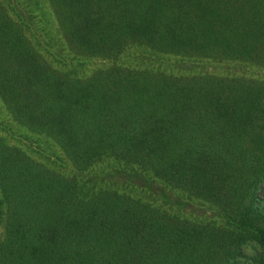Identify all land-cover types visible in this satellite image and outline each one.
I'll use <instances>...</instances> for the list:
<instances>
[{
  "label": "trees",
  "instance_id": "obj_1",
  "mask_svg": "<svg viewBox=\"0 0 264 264\" xmlns=\"http://www.w3.org/2000/svg\"><path fill=\"white\" fill-rule=\"evenodd\" d=\"M263 191L264 0H0V264H264Z\"/></svg>",
  "mask_w": 264,
  "mask_h": 264
},
{
  "label": "rangeland",
  "instance_id": "obj_2",
  "mask_svg": "<svg viewBox=\"0 0 264 264\" xmlns=\"http://www.w3.org/2000/svg\"><path fill=\"white\" fill-rule=\"evenodd\" d=\"M214 65H216V64L208 63L205 67H206L207 69L211 70V69L214 68ZM185 67H188V65H185ZM224 67H226V65H225ZM210 68H211V69H210ZM213 70H214V69H213ZM248 71H249V70H248ZM263 192H264V191H263ZM170 197L173 198L174 195H170ZM262 197H263V200H264V194H263Z\"/></svg>",
  "mask_w": 264,
  "mask_h": 264
}]
</instances>
